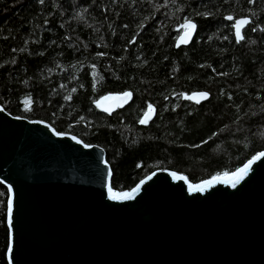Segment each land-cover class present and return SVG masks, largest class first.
Instances as JSON below:
<instances>
[{"label": "trees", "instance_id": "16d2710c", "mask_svg": "<svg viewBox=\"0 0 264 264\" xmlns=\"http://www.w3.org/2000/svg\"><path fill=\"white\" fill-rule=\"evenodd\" d=\"M229 15L251 17L242 41ZM189 19L196 37L176 48ZM262 29L264 0H0V104L102 146L119 190L164 168L193 182L228 174L264 150ZM195 90L210 99L184 98ZM126 91L112 114L97 105ZM8 196L0 183V264Z\"/></svg>", "mask_w": 264, "mask_h": 264}, {"label": "water", "instance_id": "95a60500", "mask_svg": "<svg viewBox=\"0 0 264 264\" xmlns=\"http://www.w3.org/2000/svg\"><path fill=\"white\" fill-rule=\"evenodd\" d=\"M243 18L250 20L240 29L244 37L251 17L229 21ZM189 21L196 27H182L176 48L196 37L198 24ZM202 92L206 99L191 100L201 104L210 99L209 91L188 95ZM129 99L113 93L97 105L112 114ZM0 107V183L12 190L11 264H264V158L235 187L237 169L193 182L164 168L119 190L102 146ZM155 114L153 108L140 124L148 125ZM137 185L131 199L109 198V187L124 193ZM190 185L204 190L190 192Z\"/></svg>", "mask_w": 264, "mask_h": 264}, {"label": "snow or ice", "instance_id": "6c2138e0", "mask_svg": "<svg viewBox=\"0 0 264 264\" xmlns=\"http://www.w3.org/2000/svg\"><path fill=\"white\" fill-rule=\"evenodd\" d=\"M41 2H43V0H41ZM249 2H254V0H249ZM226 19L228 20H233L234 18L232 16H228L226 17ZM250 23V20H248L247 18H243V19H238L235 20V23L233 24V27L236 29V37H237V42H239L240 40L244 39V37L241 35L240 33V29L246 25ZM182 27H190L193 30L195 29V24H193L191 21L189 20H185L184 25H182ZM264 30V29H262ZM253 31H256L255 28H253ZM130 43H134V41H130ZM98 55H104L103 53H99ZM95 67V65H93V68ZM73 91H75V89H73ZM123 95L125 97L130 98L131 97V93L130 92H125L123 93ZM204 98L206 99L208 97V93H195L193 95H186L184 98L188 99V100H195L197 103L200 102V100L197 98ZM67 99H71V97H67ZM4 109L2 107H0V111H3ZM153 111L152 105H148V111L145 112L144 116L145 119H141L140 123L144 124L147 122V119L149 118V113ZM19 119V117H17ZM57 135H60L59 133H57ZM73 139H76L75 137H73ZM78 143H80V141H77ZM206 142V141H205ZM84 147H89V145L85 144ZM260 158H264V152H260L257 155L253 156L251 160L248 161L247 164L244 165L243 168L241 169H237V171L233 174L234 178H235V182L232 183V187H235L237 183L240 182V180H242L244 178V176L247 174V170L249 169V166L252 165L255 161H257ZM109 176H111V170L109 169ZM175 176V173L173 174ZM227 175V174H225ZM180 179H183V177H180ZM213 179H216V177H213ZM144 181H141V184H143ZM212 181H204L203 184L204 185H211ZM140 185H137L136 188L132 189L131 192H124V193H115L113 192L112 188L109 187L108 188V192H109V198L112 200H117V199H131L132 195L139 189ZM204 190L202 185H197V186H189V191L193 192V191H199L202 192ZM9 192H11V186H9L8 189ZM8 225L9 228H11L12 225V199L11 197L8 200ZM9 252H11V247H9ZM9 264H11V259H9Z\"/></svg>", "mask_w": 264, "mask_h": 264}]
</instances>
